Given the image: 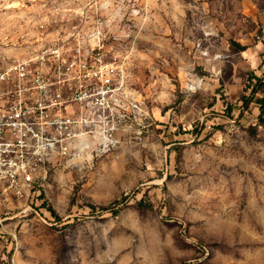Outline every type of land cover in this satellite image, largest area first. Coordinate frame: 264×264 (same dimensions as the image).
Returning a JSON list of instances; mask_svg holds the SVG:
<instances>
[{
  "label": "rangeland",
  "instance_id": "obj_1",
  "mask_svg": "<svg viewBox=\"0 0 264 264\" xmlns=\"http://www.w3.org/2000/svg\"><path fill=\"white\" fill-rule=\"evenodd\" d=\"M70 35L116 56L133 108L0 197V264H264V123L242 101L264 0H0L1 60Z\"/></svg>",
  "mask_w": 264,
  "mask_h": 264
},
{
  "label": "built area",
  "instance_id": "obj_2",
  "mask_svg": "<svg viewBox=\"0 0 264 264\" xmlns=\"http://www.w3.org/2000/svg\"><path fill=\"white\" fill-rule=\"evenodd\" d=\"M68 39L0 59V197L26 201L57 162L112 144L133 108L116 56Z\"/></svg>",
  "mask_w": 264,
  "mask_h": 264
},
{
  "label": "trees",
  "instance_id": "obj_3",
  "mask_svg": "<svg viewBox=\"0 0 264 264\" xmlns=\"http://www.w3.org/2000/svg\"><path fill=\"white\" fill-rule=\"evenodd\" d=\"M251 79L254 81V84H252V88L250 90V94L248 98H243L242 101L245 107H247L251 102V100H255V102L258 104V109H259V115H258V121L259 123H264V80L261 78H258L256 76L251 75ZM258 93L261 96L254 97L255 94ZM93 208V207H92ZM101 210L107 209L106 207L100 208Z\"/></svg>",
  "mask_w": 264,
  "mask_h": 264
}]
</instances>
